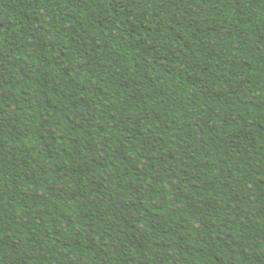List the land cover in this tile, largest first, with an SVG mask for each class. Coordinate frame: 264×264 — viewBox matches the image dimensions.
<instances>
[{"label": "trees", "instance_id": "16d2710c", "mask_svg": "<svg viewBox=\"0 0 264 264\" xmlns=\"http://www.w3.org/2000/svg\"><path fill=\"white\" fill-rule=\"evenodd\" d=\"M0 264H264V0H0Z\"/></svg>", "mask_w": 264, "mask_h": 264}]
</instances>
